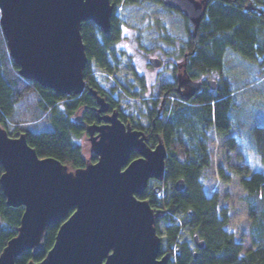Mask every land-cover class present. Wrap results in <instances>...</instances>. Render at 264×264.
Instances as JSON below:
<instances>
[{"label":"water","instance_id":"water-1","mask_svg":"<svg viewBox=\"0 0 264 264\" xmlns=\"http://www.w3.org/2000/svg\"><path fill=\"white\" fill-rule=\"evenodd\" d=\"M208 2L162 0L190 20L194 36ZM114 9L111 0H0V24L19 74L57 94H81L89 63L81 25L91 21L110 33ZM149 63L160 67L162 61L152 57ZM178 82L186 101L202 87V81L185 70L179 71ZM207 84L216 88L214 79ZM89 91L100 106L98 112L107 111L109 104L98 90ZM104 118L108 124L88 128L97 161L76 169L54 157L41 158L25 133L11 136L0 124L1 188L8 206L24 207L17 234L0 252V264H16L25 251L42 250L49 227L59 223L44 259L27 264H169L157 228L165 211L141 198L151 181L165 180L164 139L159 136L150 146L147 134L126 125L117 112ZM184 186L183 179L174 183L178 191ZM153 189L160 193L162 186ZM193 239L198 248L204 246L198 235Z\"/></svg>","mask_w":264,"mask_h":264},{"label":"trees","instance_id":"trees-1","mask_svg":"<svg viewBox=\"0 0 264 264\" xmlns=\"http://www.w3.org/2000/svg\"><path fill=\"white\" fill-rule=\"evenodd\" d=\"M141 0H111L115 8ZM186 21L188 41L185 47L191 50L188 70L194 79L214 71L223 72L224 54L228 48L249 60L262 58L264 67V0H209L207 13L202 20L196 36L193 26ZM1 17V10H0ZM115 19L112 18L110 33H104L91 21L83 22L81 32L86 46L89 62H96L101 68L112 71L110 66L115 37ZM19 66L9 55L7 41L0 24V123L7 129L8 122L16 125L9 129L11 136L25 133L30 146L38 155L54 157L71 169L84 167L97 160L93 153L87 159L85 148L77 142L83 127L73 121L79 113H87V121H95L96 99L85 90L81 94H57L33 80L19 74ZM86 82L96 89L98 83L87 65L84 71ZM166 83L162 93L171 88ZM97 90V89H96ZM233 88L228 78H221L216 89L207 85L198 91L192 104H169L162 117H157V103L149 111L150 127L147 130L148 143L154 146L162 136L168 155L166 158L165 181H172L171 191L164 200L150 184L141 198L151 205L164 208L160 220L167 223L166 241L163 253H169L174 264H264V172L256 171L241 183L245 189L251 220L253 248L242 254L241 243L235 241L232 233L226 230L227 212H218V201L208 197L200 177L211 164L207 141L201 138L205 132L214 128L223 136L233 127L231 112L235 106ZM100 94V93H99ZM90 114V116H89ZM8 130V129H7ZM253 140L261 161L264 164V124L253 129ZM230 147H235L233 139ZM137 157L133 154L132 158ZM4 168L0 165V176ZM183 179L185 186L178 191L174 183ZM74 209L71 210V212ZM24 207L6 204V197L0 184V252L8 240L17 234ZM176 216L180 221H176ZM193 227V236L204 241L202 248H191L180 240L183 226ZM59 224L51 225L44 241V248L36 254L25 251L16 259V264H27L30 260L41 261L52 248ZM196 253V256H195Z\"/></svg>","mask_w":264,"mask_h":264},{"label":"rangeland","instance_id":"rangeland-1","mask_svg":"<svg viewBox=\"0 0 264 264\" xmlns=\"http://www.w3.org/2000/svg\"><path fill=\"white\" fill-rule=\"evenodd\" d=\"M113 17L117 37L112 42L116 56H112L113 62L109 63L113 70L101 68L94 61L88 65L94 71L98 86L119 101L127 118L146 130L150 123L147 115L154 108V101L159 107L164 96L162 87L172 80L173 65L182 57V48L188 41V29L191 28L187 27L179 12L166 8L156 0H141L127 5L120 3L114 9ZM150 56L163 59L165 65L161 69L153 68L149 64ZM261 61L262 58L249 60L228 48L224 54L223 72L214 71L200 77L218 82L223 77L228 78L234 90L232 129L223 136L218 135L214 128L207 130L205 136L201 135L207 141L211 164L203 171L200 181L205 194L217 198L218 212H227L226 230L241 243L242 254L254 246L247 192L241 180L253 172H264L252 134L255 126L264 124V67ZM99 109L100 106L97 111ZM106 112H102V117L108 115ZM6 127L9 131L16 125L8 122ZM231 139L235 142L234 148L230 147ZM85 147L88 159L92 153L91 145L86 144ZM150 184L162 186L159 199L168 197L172 181H151ZM180 217L176 216V221L181 222ZM166 226L164 220H157L162 250L166 241ZM183 227L180 240L194 248L193 227L189 224ZM167 254L169 264H174L171 255Z\"/></svg>","mask_w":264,"mask_h":264},{"label":"flooded vegetation","instance_id":"flooded-vegetation-1","mask_svg":"<svg viewBox=\"0 0 264 264\" xmlns=\"http://www.w3.org/2000/svg\"><path fill=\"white\" fill-rule=\"evenodd\" d=\"M156 1H159L161 4H163L162 3V0H156ZM164 5V4H163ZM166 7V6H165ZM167 8V7H166ZM168 9H170V8H168ZM171 10H174V9H171ZM174 11H176V10H174ZM176 12H179V11H176ZM179 13H181V12H179ZM188 19V18H187ZM189 20V19H188ZM190 21V20H189ZM191 23V22H190ZM192 24V23H191ZM192 26H193V24H192ZM192 31H193V29H192ZM117 39V37L115 36V39H113V42H115V40ZM190 53H191V50H189V48H187V49H185L183 52H182V57H181V59L180 60H177L176 62H175V64L173 65V69H172V80L171 81H169V83L168 84H170V85H172L171 86V88H169V89H166L165 91H164V96L162 95V97H161V102H160V105H159V107L157 108V112H156V115H157V117H162L163 116V114H164V112L167 110V108H168V106H169V104H175V103H183V104H185V105H191L193 102H192V99H193V97L190 99V100H184L183 98H182V96H181V94H180V91H179V88H178V86H179V82H178V73H179V71H186V74L188 75V76H190L192 79H194L192 76H191V73H190V71L188 70V58H189V56H190ZM152 57H156L157 58V56H150L149 57V60H150V58H152ZM161 59V58H160ZM161 61H162V63H161V66L160 67H153L150 63V65L153 67V68H156V69H161L164 65H165V62H164V60L163 59H161ZM184 64H185V66H184ZM90 68V67H89ZM90 71H91V75H93V77H94V71H92L91 70V68H90ZM94 80L96 81V79H95V77H94ZM195 80H201L202 81V87H201V89L203 88V87H205V85H207L208 87H210L208 84H207V81H208V79L206 80L205 78H198V79H195ZM86 88H85V90H89V87H92L91 86V84H89V82H86ZM217 84H218V81L216 80V88H217ZM211 88V87H210ZM215 88V89H216ZM96 89L98 90V93H100V95H102L104 98H105V100L108 102V104H109V107H108V110H107V112H106V114H108V115H106L107 116V118H108V116H110L112 113H114V112H117L118 113V117H119V119L122 121V122H124L126 125H130V126H132V128L133 129H139V130H143L146 134H147V130H148V128L150 127V123H151V121H150V117H149V115H147V117H148V119H149V121H150V123H149V126L146 128V130L145 129H143L142 127H138L137 125H135L132 121H131V119H129V118H127L126 117V115L124 114V111L121 109V107H120V103H119V101L111 94V93H108L107 91H105L104 89H102V88H100L99 86L98 87H96ZM200 89V90H201ZM212 89V88H211ZM84 90V91H85ZM199 90V91H200ZM214 90V89H213ZM83 91V92H84ZM82 92V93H83ZM96 103V108L95 109H93V110H95V113H96V119L97 120H93V121H87L88 119H87V116H88V114L86 113L85 114V111H86V108H85V110H84V112H81V113H79L78 111L76 112V114L74 115V117H73V121L75 122V123H77L78 125H80V126H82L83 127V132H82V134H81V136L78 138L79 139V141H77L79 144H81L83 147H85L86 146V144L88 145V144H90L91 145V142H90V140H89V135H90V133H89V131H88V128L91 126V125H95V126H101V125H105V124H108V121L104 118V117H102L103 116V113L102 112H98L97 111V109H98V107H99V105L97 104V102H95ZM154 104V103H153ZM105 114V113H104ZM148 114H150V113H148ZM89 116H90V114H89ZM98 134V131L97 130H95L94 131V135H97ZM148 136V135H147ZM86 148V147H85ZM93 153V152H92ZM94 154V153H93ZM95 155V154H94ZM98 159V158H97ZM97 161V160H96ZM96 161H94V162H96ZM194 237V236H193ZM193 242H194V239H193ZM194 244H195V242H194ZM195 247H197L196 246V244H195ZM194 247V248H195Z\"/></svg>","mask_w":264,"mask_h":264}]
</instances>
